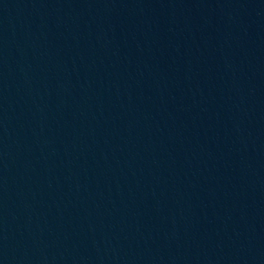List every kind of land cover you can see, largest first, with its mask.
Wrapping results in <instances>:
<instances>
[{"label": "water", "instance_id": "obj_1", "mask_svg": "<svg viewBox=\"0 0 264 264\" xmlns=\"http://www.w3.org/2000/svg\"><path fill=\"white\" fill-rule=\"evenodd\" d=\"M0 264H23L0 87Z\"/></svg>", "mask_w": 264, "mask_h": 264}]
</instances>
